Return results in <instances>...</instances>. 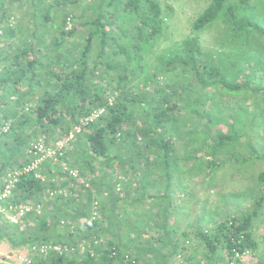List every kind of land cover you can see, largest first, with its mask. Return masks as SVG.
Wrapping results in <instances>:
<instances>
[{"label":"trees","instance_id":"1","mask_svg":"<svg viewBox=\"0 0 264 264\" xmlns=\"http://www.w3.org/2000/svg\"><path fill=\"white\" fill-rule=\"evenodd\" d=\"M79 1L0 0V25L3 27L0 34V184L8 170L29 162L26 149L30 141H55L74 125L81 124L80 119L90 111L104 108L102 114L82 126L69 150L72 152L68 151L62 159L67 166L78 171L76 177L69 176L58 167V163L49 162L21 176L15 194L25 202L40 204L41 212L29 214L19 224L0 216V242L12 248L40 242L66 246L74 242L76 236L78 241L89 242L99 252L95 257L75 259L50 251L46 255H35L38 264H114L115 260L122 259L123 254L128 258L124 261L126 264H160L175 253L180 260L187 261V250L201 242L204 254L197 257L192 253L191 258L209 260L212 255L222 253L221 249H225L228 258L230 248L235 245L233 238L241 232L245 237L241 247H255L248 231L254 215L262 206V189L253 211H245L240 217L224 218L214 231L199 230L197 240L189 239L185 233L180 241H175L174 247L172 244L165 246L162 236L165 225L155 221L151 227L143 223L144 212L135 208L141 199L129 194L126 183L140 188L143 177H146L142 169L149 154L160 158L162 167L159 169L172 166L175 146L167 126L182 114L178 95L181 90L186 94V89L155 84L151 91L141 86L139 92L126 86L130 80L126 74L127 64L134 63L145 45L160 34L164 18L158 0H94L98 9L86 20L73 13L72 8H77ZM226 1L211 0L193 21L192 29L205 28L224 10V19L231 30L241 32L247 24L244 13L226 6ZM246 1L241 0L242 3ZM28 5L33 8L34 13L30 12L29 16L30 20L37 22L36 26L23 23L21 19L26 14H18ZM127 12H134L138 21L121 28L117 19L123 18ZM68 18L71 24L66 28ZM47 23L53 24L52 36L47 32L51 29ZM77 35H81L82 46L77 44ZM70 43L76 49L73 58L66 56V46ZM119 55L124 57L122 61ZM200 56L197 40L183 39L168 57L165 56L167 59H164L161 70H173L176 68L174 64L178 63L182 69L190 70L203 86L209 84L203 82L202 77L206 75L220 81L228 90L249 89L245 80L228 83L213 61L199 64ZM102 67L116 71L115 82L108 79L105 86H100V82L106 79L101 75L97 77L96 72ZM156 77L154 71L151 80L160 82ZM38 86L43 90L39 89L41 94L30 102L32 90ZM189 112L198 115L206 124L210 123L209 116L199 105H191ZM5 124L8 125L6 131L2 129ZM206 135L209 139V129ZM214 135L219 140L231 137ZM73 148L77 154H73ZM96 161L99 165H95ZM208 165L209 169L213 168L214 162ZM34 173L41 176L35 177ZM259 182L264 186V174H260ZM53 190L55 194L50 195ZM140 194L141 198L147 196L143 191ZM145 233L147 235L142 238ZM134 237L146 248L133 245ZM123 239L126 243L122 242ZM137 249L151 254L143 260Z\"/></svg>","mask_w":264,"mask_h":264},{"label":"rangeland","instance_id":"2","mask_svg":"<svg viewBox=\"0 0 264 264\" xmlns=\"http://www.w3.org/2000/svg\"><path fill=\"white\" fill-rule=\"evenodd\" d=\"M93 1L80 0L77 8H72L73 13L81 15V20L89 19L98 9V4ZM158 1L164 18L160 34L145 45L134 63L127 64L126 74L130 80L126 86L139 92L141 86L151 91L150 88H154L155 84H169L173 88L186 89V94H182L181 90L178 95L182 114L177 115L176 121L167 126L171 130L168 135L175 146L173 152L182 164L179 166V175L183 177L184 190L178 193L181 196L177 207L189 211V214L193 208L200 212L201 217L224 216L221 220L233 214L252 211L253 202L246 198L256 199V192L258 194L261 189V205H264V186L258 184L256 176L264 167V0H247L246 3L241 0L226 1V6H233L244 13L247 24L241 32L231 30L230 24L224 19V10L205 28L197 31L192 29L193 21L211 0ZM27 7L18 11V14H26L21 21L31 27L36 26L37 22L30 20L29 16L30 12L34 13L33 8L30 5ZM137 21L134 12H127L123 18L117 19V24L125 28ZM47 24L51 27L47 32L52 36L53 24ZM80 37L81 35H77V44L82 46ZM194 38L201 49L199 64L213 61L214 65L220 67L228 83H242L245 80L249 89L228 90L220 81H214L216 79L206 75L202 79L209 84L203 86L195 80L190 70L182 69L178 63L174 64L175 69L162 71L161 66L168 54L183 39ZM69 41L72 42L73 39ZM66 48V56L72 57L76 49L71 47V43ZM118 58L120 61L124 59L122 55ZM102 68L96 72L97 77L101 75L106 79L100 82V86H105L108 79L115 82L116 71ZM154 71L157 74L156 80L160 82L151 80ZM191 105H199L209 116L210 123L206 124L198 115L190 114ZM208 129L209 139L206 135ZM215 133L231 137L219 140ZM212 161L214 166L209 169L208 164ZM98 162L95 165H99ZM173 163L170 162V165ZM115 166L119 170L116 164ZM254 185L257 188H253ZM244 199L248 203L246 207L240 208L237 202ZM194 216L195 214L190 215V218L193 219ZM196 217L198 218L197 215ZM262 224L264 225V221ZM204 231L207 232L208 229ZM122 242L126 243L124 239ZM203 248L204 244L201 242L190 249L198 257L204 254ZM199 259L205 260L202 257Z\"/></svg>","mask_w":264,"mask_h":264},{"label":"crops","instance_id":"3","mask_svg":"<svg viewBox=\"0 0 264 264\" xmlns=\"http://www.w3.org/2000/svg\"><path fill=\"white\" fill-rule=\"evenodd\" d=\"M38 87L39 88L37 87L33 88L32 100L30 102H34L35 99L38 98V95L41 94V90L43 89H41L40 86ZM77 153L78 152L76 148H73V154H77ZM76 158H72V159L74 160ZM159 159H157L155 155L149 154L147 164L142 169L144 173L146 174V177H143L144 179L140 183V188H139V185L136 186L134 184L133 186L130 183H126L129 185L127 187L129 194L132 197L137 198V200L141 199V202L140 201L136 202L135 208L136 210H139L142 213L144 212L143 213L144 214L143 223L144 224L148 223L151 227H153V224H155V221L159 224L165 225V229H163L164 234L162 235L163 239L165 240V246L172 244L173 247H174L175 241H180L182 239L183 234L185 233L188 234L186 236L189 239L197 240L196 234L199 230L204 231L208 229L209 232L214 231L216 228V225H218L219 221H221V219L224 216L216 217L217 216L216 215L210 218H208L207 216L201 217L199 215L200 212L194 211L193 208L191 209V212L189 214L188 213L189 211L177 207L178 203L180 202L179 198L181 196L178 193H181L184 190V187L182 184L183 177L182 175L181 176L179 175V171H180L179 166L180 165L182 166V164L178 162V158L175 152H173V160L175 163H173V165L168 167L167 169H164V168L159 169L160 167H162V165H159V162H160ZM68 160H71V159L68 158ZM71 162H69V165L72 166ZM112 163L116 164L114 162ZM118 168L120 169L119 165H118ZM263 168H261L258 174H256V176H258V180H257L258 184L260 183L259 182L260 174H264ZM120 170L122 171V169ZM252 183H254V180H252ZM253 188H257L256 185H254ZM140 191L145 192L147 196L144 198H141ZM259 192L260 191H258V194ZM258 194L256 192L257 197H258ZM246 199L247 201L249 199L251 202H253V205H254V202L257 198L254 199V197H252V198H246ZM246 199L238 200L237 203H239L240 208L246 207V204L248 203V202L245 203ZM197 200H199L198 197H197ZM253 208H252V211H253ZM242 213L243 212H240L237 214H233L231 216L240 217ZM152 214H154V216ZM193 214H195V216L192 219L190 218V215L193 216ZM196 215L198 216V218L196 217ZM263 221H264V205H262L257 210L256 215H254L249 231H248L250 233V240L253 243H256V245L255 247H251V248L249 247L250 254L244 257L239 264H264V225L262 224ZM150 232L152 233L153 230L151 229ZM146 235L147 233H145L144 235H141V237L143 238ZM148 236H152V235H148ZM73 238L75 239V241L71 242V244H76L82 241V239L78 241L77 240L78 237L76 236ZM183 238H186V237H183ZM132 241H133V245H136L139 247L143 246L142 247L143 249L146 248L144 246V243L138 240L136 237H134ZM165 246L163 248H165ZM134 249L136 248L134 247ZM143 249H140V250L137 249L138 254H139L138 256L141 257L143 260H145L147 259V256L151 254V252L150 253L144 252L145 250ZM220 249L221 247H219V250ZM221 251L222 253H217L215 255H212L211 259L209 260H206V259L205 260H202V259L194 260L193 258H191V254L193 253V251H191V249H188L187 255H186V257H188L187 261H183L182 259L179 260L180 257H178V254L175 253L168 260L166 259L160 264H223L226 261L227 255L226 253H224L225 249H221ZM69 258H72V257H69ZM75 259H78V258H75Z\"/></svg>","mask_w":264,"mask_h":264},{"label":"built area","instance_id":"4","mask_svg":"<svg viewBox=\"0 0 264 264\" xmlns=\"http://www.w3.org/2000/svg\"><path fill=\"white\" fill-rule=\"evenodd\" d=\"M70 24L71 21L68 18L66 28H69ZM12 26H14V24H12ZM2 32L3 27L0 25V34H2ZM103 112L104 108L90 111V113L80 119L81 124L74 125L72 129L60 135L55 141L45 142L43 140H32L28 143L26 151L29 162L23 167H15L8 170L3 177L2 184H0V216H3L10 223L19 224V222L29 214L41 212L40 204L28 203L23 201V198L18 197L15 194V187L21 176L38 168H42L44 163H58V167L62 168L69 176L76 177L78 171L67 166V164H65L66 161L63 162L62 159L71 149L75 136L82 129V126L88 124ZM7 128L8 125L5 124L2 129L6 131ZM34 176L40 177L41 175L40 173H34ZM55 192V190L51 191L50 195L55 194ZM95 214L96 210L93 211V217ZM22 226L21 224V228ZM244 238L243 232L236 235V238H233L235 245L230 248L231 255L226 259L224 264H238L245 256L250 254V249L248 247H241L240 245L244 241ZM50 251L56 252L59 256L78 259L82 257H95L96 254L99 253L89 242L85 241L76 244H67L66 246H62L55 242H40L21 248H12L7 243L0 242V264H38L34 258L35 255H46ZM123 255L122 259L115 260L114 264H126L124 261L128 258L126 255ZM93 260L96 259L93 258Z\"/></svg>","mask_w":264,"mask_h":264},{"label":"clouds","instance_id":"5","mask_svg":"<svg viewBox=\"0 0 264 264\" xmlns=\"http://www.w3.org/2000/svg\"><path fill=\"white\" fill-rule=\"evenodd\" d=\"M248 248H249V247H248ZM249 249H250V248H249ZM248 255H249V254H248ZM245 257H246V256H245ZM240 262H241V261H240ZM240 262H238V264H239ZM224 263H225V262H224ZM224 263H223V264H224Z\"/></svg>","mask_w":264,"mask_h":264}]
</instances>
